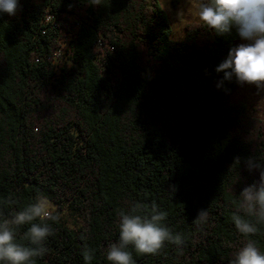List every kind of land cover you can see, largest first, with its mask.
Wrapping results in <instances>:
<instances>
[{
    "label": "trees",
    "instance_id": "obj_1",
    "mask_svg": "<svg viewBox=\"0 0 264 264\" xmlns=\"http://www.w3.org/2000/svg\"><path fill=\"white\" fill-rule=\"evenodd\" d=\"M240 40L192 23L175 41L161 0H19L0 13V219L44 194L82 223L53 224L36 264H85V247L109 264L134 203H155L185 240L133 251L136 264H230L245 241L238 196L259 180L246 162L264 161V120L216 72ZM251 239L264 253V226Z\"/></svg>",
    "mask_w": 264,
    "mask_h": 264
},
{
    "label": "clouds",
    "instance_id": "obj_2",
    "mask_svg": "<svg viewBox=\"0 0 264 264\" xmlns=\"http://www.w3.org/2000/svg\"><path fill=\"white\" fill-rule=\"evenodd\" d=\"M92 7H101L103 0H90ZM19 0H0V13L15 16ZM195 13L206 30L217 36L231 34L235 29L242 43L229 50L227 58L216 68L223 79L233 77L240 84L255 86L264 91V0H196ZM249 172L259 173V180L246 186L238 196L237 211L231 219L236 231L245 238L233 255L230 264H264V253L251 239L264 226V161L249 158ZM12 203V201H10ZM168 214L153 203L148 206L134 203L119 220V239L105 250L109 264H136V255H158L167 245L182 249V234L173 232L166 224ZM61 216L44 194L9 218L0 219V264H36L47 253L46 243L54 235L53 224ZM197 223L208 219L205 209L198 211ZM24 229L23 241L20 230ZM85 264H91L93 250L82 252Z\"/></svg>",
    "mask_w": 264,
    "mask_h": 264
},
{
    "label": "rangeland",
    "instance_id": "obj_3",
    "mask_svg": "<svg viewBox=\"0 0 264 264\" xmlns=\"http://www.w3.org/2000/svg\"><path fill=\"white\" fill-rule=\"evenodd\" d=\"M195 2L196 0H180L177 7H173L172 0H161L162 6L171 21L173 27V39L175 41L183 40L187 25L201 23L195 13ZM242 43L247 42L240 40L236 46ZM66 47L67 44L65 43V49ZM59 55L61 61L66 60L65 58L68 57L66 51L59 53ZM230 101L233 103L246 104L256 118L264 120V91L258 90L255 86L240 84L238 82L230 95ZM53 209L60 214L62 222L68 228L78 230L81 227L82 223L80 217L68 207L63 210H58V208L53 205Z\"/></svg>",
    "mask_w": 264,
    "mask_h": 264
}]
</instances>
